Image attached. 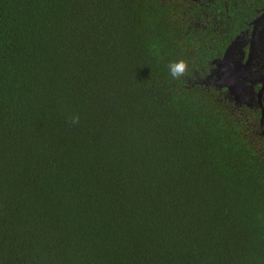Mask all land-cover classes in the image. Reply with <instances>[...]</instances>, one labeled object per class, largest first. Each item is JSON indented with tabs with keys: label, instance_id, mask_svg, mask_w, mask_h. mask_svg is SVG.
I'll return each mask as SVG.
<instances>
[{
	"label": "trees",
	"instance_id": "1",
	"mask_svg": "<svg viewBox=\"0 0 264 264\" xmlns=\"http://www.w3.org/2000/svg\"><path fill=\"white\" fill-rule=\"evenodd\" d=\"M263 7L0 0V264H264L259 115L204 84Z\"/></svg>",
	"mask_w": 264,
	"mask_h": 264
},
{
	"label": "flooded vegetation",
	"instance_id": "2",
	"mask_svg": "<svg viewBox=\"0 0 264 264\" xmlns=\"http://www.w3.org/2000/svg\"><path fill=\"white\" fill-rule=\"evenodd\" d=\"M257 12L258 14L252 20L249 26V30L245 31L241 36L236 37L238 38V40L236 42V45H234V50H235L234 66L235 63H238L240 65H245L249 53L252 52V57L248 65V68L252 72L258 71V74L253 75L252 82H243L244 90L251 99V105L250 106L245 105V106L253 109L258 113L259 115L258 129L261 133L263 128L261 127L260 124V118H261L262 110H264V7L260 10H257ZM213 74H214V70L209 75L208 80L210 79L212 80L215 78ZM237 105H244V104H237ZM261 135L263 134L261 133Z\"/></svg>",
	"mask_w": 264,
	"mask_h": 264
},
{
	"label": "water",
	"instance_id": "3",
	"mask_svg": "<svg viewBox=\"0 0 264 264\" xmlns=\"http://www.w3.org/2000/svg\"><path fill=\"white\" fill-rule=\"evenodd\" d=\"M237 40L238 38L232 41L223 55L212 62V65L214 67L213 75L215 76V78L205 81L204 84H210L218 88L226 89L229 96L236 104H244L250 106L251 99L244 90L243 82H252L253 75L258 74V71L252 72L248 68L252 57V52L249 53L245 65L235 63L234 66V45H236ZM260 124L263 128L261 133L264 135V110H262Z\"/></svg>",
	"mask_w": 264,
	"mask_h": 264
},
{
	"label": "clouds",
	"instance_id": "4",
	"mask_svg": "<svg viewBox=\"0 0 264 264\" xmlns=\"http://www.w3.org/2000/svg\"><path fill=\"white\" fill-rule=\"evenodd\" d=\"M186 65L183 61L178 62L171 66V73L173 76H176L178 74H183L185 71Z\"/></svg>",
	"mask_w": 264,
	"mask_h": 264
},
{
	"label": "rangeland",
	"instance_id": "5",
	"mask_svg": "<svg viewBox=\"0 0 264 264\" xmlns=\"http://www.w3.org/2000/svg\"><path fill=\"white\" fill-rule=\"evenodd\" d=\"M213 70H214V67H213ZM205 81H208V78H207ZM205 81H204V82H205Z\"/></svg>",
	"mask_w": 264,
	"mask_h": 264
}]
</instances>
